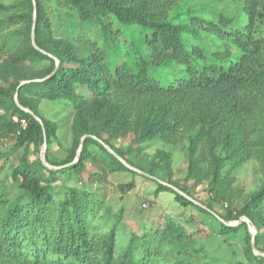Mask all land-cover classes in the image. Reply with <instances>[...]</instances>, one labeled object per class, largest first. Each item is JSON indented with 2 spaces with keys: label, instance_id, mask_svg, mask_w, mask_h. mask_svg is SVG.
<instances>
[{
  "label": "trees",
  "instance_id": "trees-1",
  "mask_svg": "<svg viewBox=\"0 0 264 264\" xmlns=\"http://www.w3.org/2000/svg\"><path fill=\"white\" fill-rule=\"evenodd\" d=\"M44 100L73 115L63 159L51 153L58 125L40 113ZM44 144L60 168L42 162ZM252 160L263 176L241 196L235 173ZM88 165L152 181L222 233L251 224L264 253V0H0V264H214L205 227L189 220L132 230L119 245L121 215L96 217L102 201L66 184ZM133 187L121 184V198ZM242 216L250 223L228 224ZM251 236L247 260L264 264Z\"/></svg>",
  "mask_w": 264,
  "mask_h": 264
},
{
  "label": "rangeland",
  "instance_id": "rangeland-1",
  "mask_svg": "<svg viewBox=\"0 0 264 264\" xmlns=\"http://www.w3.org/2000/svg\"><path fill=\"white\" fill-rule=\"evenodd\" d=\"M39 111L44 117L57 123L58 139H56V144L51 153L60 159L65 158L67 152L64 150L70 147L73 142L72 113L66 106L48 100L40 103ZM157 147H162V145L153 146L151 151H155ZM19 155L20 153L11 156L10 161L4 167L2 175L10 172V166L17 161ZM30 157L35 156L31 154ZM186 165L187 161L184 153L180 149L174 151L172 160L173 179L180 181L185 177ZM87 168L82 176L66 178V184L89 188L97 196V199L102 201L96 217L104 216L114 222L121 215L119 245L127 242L132 230H141L150 235L155 230L163 228L167 218L172 217L180 221L189 220L193 227L200 225L205 227L208 237L202 238L201 243L215 261L214 264H239V262L261 264L258 261L249 263L245 254V234L247 229L251 232L254 230L251 224L242 227L236 234L222 233L220 224L214 216L203 213L193 206L182 207L175 201L174 194L171 191L166 190L156 193V185L142 176H134L128 171H115L109 172L106 177H101L94 174L99 170L98 166L88 165ZM90 173H92L91 176L87 178ZM235 174L234 186L241 190V196L256 190L260 183V177L263 176L260 164L256 160L246 162ZM131 181L134 182V187L128 190L124 199H122L120 186ZM197 188L196 192L199 191L197 196L200 198L205 197L204 192L202 194L200 191L201 188ZM208 202H211V200L209 199ZM224 204L227 205V203Z\"/></svg>",
  "mask_w": 264,
  "mask_h": 264
},
{
  "label": "water",
  "instance_id": "water-1",
  "mask_svg": "<svg viewBox=\"0 0 264 264\" xmlns=\"http://www.w3.org/2000/svg\"><path fill=\"white\" fill-rule=\"evenodd\" d=\"M57 65H58V61H57ZM56 65V66H57ZM21 83H24V81L23 82H21ZM15 98H16V103L20 106V107H22L23 109H25V110H27V111H30L28 108H25V107H23L19 102H18V100H17V95L15 96ZM35 115V114H34ZM35 117L41 122V124H42V126H43V128H44V123H43V121H42V119L39 117V116H37V115H35ZM88 135H84L82 138H81V141H80V147H79V149H78V156L76 157V159L74 160V162L78 159V157H79V155H80V152H81V150H82V147H83V140H84V138L85 137H87ZM105 147L111 152V153H113L119 160H121L125 165H127L128 167H130V168H132L133 170H137V171H139V172H141V173H144V172H142L141 170H139L138 168H136V167H134V166H131V165H129L128 163H126L112 148H110L109 146H107V145H105ZM46 149H47V146H46V144H44V146H43V148H42V150H41V159H42V162L45 164V165H47V166H49V167H53V168H60L61 166H54V165H50L47 161H46V158H45V153H46ZM144 174H146V173H144ZM176 190H178L177 188H175ZM181 193H183V192H181ZM184 194V193H183ZM186 197H188V198H190V199H192L191 197H189L188 195H186V194H184ZM193 200V199H192ZM194 202H196L197 204H199V205H202V204H200L198 201H196V200H194ZM203 206V205H202ZM205 207V206H204ZM243 220H245V221H247L248 223H250V220L246 217V216H242L237 222H229L228 224H230V225H237V224H239V223H241ZM255 235H256V229H254L253 230V232H252V236H251V245H252V249H253V251H254V253L255 254H263L264 255V253H262V252H259L257 249H256V242H255Z\"/></svg>",
  "mask_w": 264,
  "mask_h": 264
}]
</instances>
